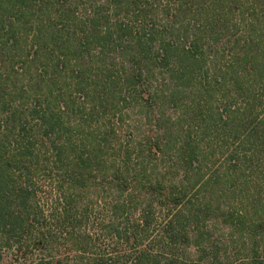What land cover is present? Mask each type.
Segmentation results:
<instances>
[{
	"label": "trees",
	"instance_id": "16d2710c",
	"mask_svg": "<svg viewBox=\"0 0 264 264\" xmlns=\"http://www.w3.org/2000/svg\"><path fill=\"white\" fill-rule=\"evenodd\" d=\"M158 1L0 0V264H264V216L219 211L218 176L200 174L228 137L237 144L226 169L257 152L264 161V31L257 30L264 0L238 13L243 27L234 24L226 40L223 25L218 33L211 23L207 45L204 31L175 21L185 0H166L173 8L162 9ZM234 1L214 0L217 24ZM157 14L167 21L156 23ZM212 47L225 59L214 70L206 66ZM93 49L107 69L91 80L101 89L83 75ZM104 95L158 109L184 100L186 123L152 140L155 152L173 150L176 176L149 171L143 160L130 166L134 148L111 151L108 138L90 131ZM217 217L246 235L247 260L221 259L227 256L206 235ZM188 244L197 254L190 261Z\"/></svg>",
	"mask_w": 264,
	"mask_h": 264
},
{
	"label": "rangeland",
	"instance_id": "374dc122",
	"mask_svg": "<svg viewBox=\"0 0 264 264\" xmlns=\"http://www.w3.org/2000/svg\"><path fill=\"white\" fill-rule=\"evenodd\" d=\"M100 1L101 0H99V2ZM213 2L214 0H185L186 4L184 5L181 16L175 19L177 22H182L183 24L188 25L190 32L192 33H200V31H204L202 34L205 35L203 40L206 45L207 42L211 40L206 30H204L207 29L206 27H209L212 23L213 27L217 25L215 27L216 30L214 31L217 32L218 30V33H222L220 27L223 25V31H226L227 34L226 36H223L225 38L222 37V34L218 35V37H222L221 40H226L227 37L230 38L232 33L237 30L236 25L238 30L240 27H243L242 21H238V13H240L241 10L253 6L252 4L259 3V0L234 1L231 7V13L220 15L222 24L221 22H218L217 24L216 20H213V17L217 19L216 15L220 14L217 9L214 10L215 5ZM157 3L160 9L167 7L173 8V4L168 6L169 2L166 0H159ZM223 11L225 13L224 9ZM101 13L103 15V10H101ZM114 17L112 16L111 19ZM154 21L158 24H163L167 19L162 17V15L157 14L155 15ZM234 24L236 25L234 26ZM257 25H261V23H257ZM198 28L200 29L198 30ZM257 30L263 32L264 28L258 26ZM211 44H214V42H211ZM211 44L209 45L212 46ZM214 51V47L210 48L209 53H211V56L206 58V60H208L206 66H210L211 70L217 69V67L225 63V59H221V55ZM92 54V61L84 71L83 75L86 77V80L90 82L92 87L101 89V85H94L91 80L95 76L102 77V75L107 72V69L103 67L100 62V55H98L100 52L93 49ZM98 65L101 68H97ZM111 71H116V69H112ZM40 79H44V77L41 76ZM96 81L97 83L99 82L98 80ZM34 88L38 89V84H35ZM105 91L106 88L103 85V93H105ZM185 95L188 96V91L185 92ZM190 96L192 97L193 95ZM104 97L103 106L97 107V104L95 107V121L91 123L90 131L93 132L94 135H97L98 138L103 137V142H105V138H108V143H112V145H109L108 147L111 148V151L112 148L116 149L115 146H120L121 148L127 147L130 149L134 148V151L131 154L130 166L136 164L141 165V161L143 160L144 167L149 171H153L159 175H165L166 179L170 176H176V170L171 169V166H173L176 161L173 150L166 149L164 145H160V147L166 149V151L163 152L158 150L155 152L152 140H154V137L161 135H166L167 138H170L171 135H175L180 129V121H183L181 123H186V113L190 111V107L188 108L186 106L187 104L184 103V100L178 101L176 105L165 103L161 109H158L154 104L146 106L148 103H143L141 101L137 103L129 102L125 104L124 102H121L120 104H114L112 103L114 98H108V95H104ZM185 98L188 101L189 98ZM112 112L115 113L114 117L111 115ZM218 123L221 124L222 122L219 121ZM215 125L217 126V124ZM211 134L212 136L220 135V133L216 134L215 132ZM223 140H225V138ZM233 140L234 139L228 137V139L225 140L223 147L214 146V153H210L208 150L210 156L206 154L208 160H206L207 162L202 167L200 174L203 179L207 178L209 175L213 178L216 177V175L218 176L217 181L219 180V182L216 184L217 193L213 196V202L214 205H219V211H224L231 207H237L243 210L247 218L264 216V161L262 153L257 152L256 154H253L250 163L235 171L226 169L225 166L228 165L229 149L237 144V142H233ZM42 149L44 152V158H48L50 155L49 151H47L46 148ZM103 149L107 150L105 146ZM242 150L244 151L243 146ZM116 159L117 161L120 159L117 154ZM212 162L215 164H212ZM219 163L222 165V168H218L220 165ZM223 174H226V178ZM190 179L191 183L194 182L195 176ZM195 188L196 187L194 186L190 191ZM44 199L45 197L40 198V201L42 202ZM97 208L98 206L96 205V209ZM221 217L212 218L210 222H208V232H210V234L206 232V235L215 240L217 242L216 244L221 247V252L225 253L227 256V258H221L223 261L229 260L240 263L242 258L247 260L252 245L250 246L246 235L243 234L242 237H239L238 232H234L228 228L226 224H223ZM158 220L159 218L155 221ZM95 222L96 220H94L93 224H95ZM90 223H92V219ZM90 232L93 235L96 234V230H90ZM260 233L262 232H259L258 239L264 240V233L262 238ZM151 236L155 237L153 233ZM262 240H260L261 247L264 243ZM148 243H150V240L147 238L144 239L143 245L147 246ZM261 247L259 249H261ZM182 249L186 251L187 260L189 261L194 259L197 255L196 247L192 244L185 245ZM9 255V252L5 251L3 256L7 257ZM261 255L264 256V253L261 252ZM6 263L10 264V262Z\"/></svg>",
	"mask_w": 264,
	"mask_h": 264
}]
</instances>
